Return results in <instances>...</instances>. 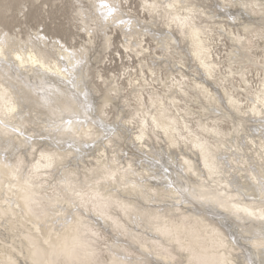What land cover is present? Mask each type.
<instances>
[{
  "label": "bare ground",
  "instance_id": "obj_1",
  "mask_svg": "<svg viewBox=\"0 0 264 264\" xmlns=\"http://www.w3.org/2000/svg\"><path fill=\"white\" fill-rule=\"evenodd\" d=\"M156 1L160 7H151L145 2L144 9L155 15L163 13L166 25L176 27L175 31L171 29L177 33L176 36L181 38L183 29L187 32L188 37L186 34L183 37L188 40L184 38V41L189 43L192 58L202 65L205 72L201 76L196 71L197 75H194L197 78L191 89L197 90L209 103L208 106H214L217 113L213 114L217 116L209 114V118H223L218 116L226 113L218 91L213 92L216 88L208 85L214 80L215 69L218 68L216 61L209 60L212 45L209 33L213 26H217L239 45L243 44L244 36L228 31L227 18H215V9L212 12L214 16H210L211 23H208L200 21L201 13L209 18L206 8L199 9L187 0ZM218 1H222L220 7L233 22L240 26L247 21L242 22L240 15L231 10L245 6L244 0ZM95 2L101 18L117 13L114 5L109 14L104 6L110 4L108 0ZM252 3L260 8L264 0ZM81 10L83 20H95V12ZM104 20L100 22L102 25L108 18ZM113 20L115 17L108 22ZM197 20L204 25L201 26ZM94 26L92 29H96ZM149 26L147 30L154 35L158 47L170 49L174 33L159 32ZM249 26L247 23L245 28ZM88 27L89 30L91 27ZM35 34L39 36L36 40L20 38L12 33L1 36L0 33V264H84L79 256L82 251L83 256L90 260L87 244L78 243L73 237L76 233L82 234L86 230L92 233L94 230L91 226L83 228L85 220L80 214H87L91 221L103 223L110 230H118L123 239L136 243L135 249L145 253L139 252L140 257L145 256L143 262L125 261L135 249L127 248L121 242L123 239L115 240L116 243L113 241L108 246V254L113 262L118 261L116 264H174V256L181 257L186 264H264V83L263 90L252 98L251 109L244 113L251 122L258 123L257 130L252 131L253 136L247 134L243 139L232 134L224 141H211L200 136L202 130L218 136L217 129L198 117L200 114L205 116L200 109L202 105L189 107V110L177 106L178 99L187 92L182 86L180 97L171 93L154 97L157 93L152 90L148 95L150 104L146 100L141 101L139 89L136 93L133 91L141 101L138 108L144 115L138 119L135 128L133 116L127 112L128 120L123 117L121 124L124 126H119L110 124L108 120L105 122L108 115L103 118V112L110 110L107 103L118 102L119 111H123L128 102H123V96L120 97L122 100L119 98L120 102L113 99L120 93L115 84L104 96L94 95V90L91 93L94 83L89 82L94 86L91 89L86 87L87 78L84 77L88 76V69L87 72L84 70L85 76L81 74L79 60L84 55L87 58L91 56H88V48L79 50V53L71 49L72 53H68L55 43L50 48L43 35ZM129 37L126 47L134 50L131 46L134 40ZM48 47L63 59H59V55L58 58H50ZM87 58L86 61L89 60ZM72 59L73 63L75 60L79 63L73 64L76 68L67 65ZM179 73L183 75L182 71ZM136 83L131 81L133 90ZM145 83L147 85L148 81L144 80L140 87ZM220 89L228 104L236 109V98L227 93L228 89ZM38 91H42V95ZM104 105L109 109L103 110ZM182 109L184 112H180ZM187 118L201 119L197 130L189 126ZM150 124L153 128H149ZM131 125L132 130L129 131L127 127ZM182 125L186 127L185 133ZM238 125L239 132L241 125ZM95 132L97 134L93 136ZM89 134L94 137H91L93 141L89 140ZM153 141L158 144L150 148ZM182 142L185 145H181ZM124 143H127V149ZM158 147V151L153 150ZM88 159L91 166H87ZM211 218L214 222L210 221ZM52 255L57 259L54 263L50 262ZM145 259L149 262L145 263Z\"/></svg>",
  "mask_w": 264,
  "mask_h": 264
},
{
  "label": "rangeland",
  "instance_id": "obj_2",
  "mask_svg": "<svg viewBox=\"0 0 264 264\" xmlns=\"http://www.w3.org/2000/svg\"><path fill=\"white\" fill-rule=\"evenodd\" d=\"M92 1L96 4L95 0H92ZM108 1H109L108 3H110L109 4L110 6L105 4L108 6L107 8L109 9L110 7L112 9L111 6L114 7L115 5V11L117 10L116 12L118 14L114 12L113 13L114 16H108L106 18H101L100 16L101 14L98 13L99 11H97V9H95V4L93 2L88 3V0H86V2L85 0H82V1L81 0L80 1L79 0H0V33H1V36L8 34V33L10 34L12 33L13 35L17 34L18 37L20 38L24 37L28 39L32 37L33 39L36 40L37 37H39L35 34L37 32V34L43 35V38L45 39L46 42H48L49 47L50 45L52 47V45H54L55 43V44H58L60 49L64 47L65 49L63 48V50L67 51L68 53H72L73 49L77 50V51L73 50L74 52L79 53L80 51L83 50V48L85 49L88 48L87 50L88 56L89 54L91 56L87 58L84 55L82 59L83 60L85 59L84 60L85 62L83 61V63L81 62L82 59L79 60V63L81 65L84 64L82 66L79 65L81 69L80 71H82L80 73L85 76L87 69H88V72H87L88 76L87 75L86 77L83 76L84 79L87 78L86 80L87 84H85L87 85L86 87H88L89 89L90 87L95 86L93 89L90 88L91 93L94 90L93 92L94 95L96 93L98 96H102V95L104 96L105 94L108 93L107 91H110V89H112L111 86L115 84V86H117L115 88H118L116 90H119L121 95L118 92L119 95H117V97L116 96L113 97V99L115 100L117 98L116 101H119V98L123 96V102L124 101L128 102L123 108V111H125L126 113L123 111H119L120 106L118 105V102H114L112 100L113 102L107 103L106 105H108L107 107H109L110 110L107 112L106 111L103 112V118L108 115L107 118H105L106 119L105 122L108 120V122L110 121L109 122L110 124H118L119 126L121 125L124 126L123 124H121V120H124L125 118H126L125 120H128L127 119L129 117V115H127V112H128V114H131L133 116L132 121L134 122H132V124L136 128L138 119H141V117L144 115L142 114L143 111H139L138 103L146 100L148 104L149 103L148 95L150 94L152 90H153L152 92L157 93L153 95L154 97L155 96L162 97L166 95V93H171V95H176V96L178 95V97H180L179 95L183 93V90H180V87L182 86L187 92L186 94L183 95L184 97L181 96L178 99L177 106L182 107L184 110H189V107L194 106L196 108L199 105H202V107H205L206 110L202 109V107L200 109L202 110V113L205 114V116L204 115L201 116L200 114L198 117L201 118L204 123H208L211 125L212 128L217 129L218 136L215 134H208L203 130L199 134L200 136L202 137L205 136L211 139V141H213L214 139H223L221 141H224L225 139H228L227 136L231 137V134L237 139H243L245 138L247 134L248 136L249 135L253 136L252 131L257 130L258 123L253 122L254 120H252L251 122V120L248 119V117L246 118V115H244V113H248L249 110L251 109L250 105L252 104V98H254L255 95H257L260 91L263 90V83H264V4L259 5L260 8H258L256 5L252 3V1L254 0H244L246 3L245 6L242 5L236 8L233 7L231 9V10L234 9L233 11H236L238 15H240L239 18L241 19L242 22L244 20H247L245 23L250 24L249 27L245 28V25H246L245 23L239 26L238 24L233 22L232 18L229 17L228 13L224 12V9L220 7L222 1L187 0L188 3L194 4V6H197L198 8L199 7L201 9L206 8L205 11H207L209 15V18L207 19L199 11L200 8L197 11V14H199V12L201 13L200 21H207V22L209 21L211 23L210 16H214L212 12L215 9L216 11L215 18H218L220 16L227 18L226 27L228 31H233L235 35H238V33H241L244 36L243 44L239 45L235 41L231 40V38L226 36V34L223 33L222 30H220V28L217 26H213L210 30L211 32L209 33L208 39H210L209 42L212 43V45H210L211 55H210L209 60L216 61L218 64L217 65L218 68L215 69L214 80L212 81V83H208V85L209 87L216 88V89H213V92L218 91L217 95L220 97L219 98L220 102H222V106H223L222 108H225L224 110H226V113L229 114L227 115L225 113L224 115H218V116H223V118L218 117L219 119H221L219 120L216 118H209L207 116L209 114L217 113V111H215L214 106H208L209 103H207L206 100H204L203 96L199 92H197V90L195 91L194 89H191V85L194 86L193 85L194 79L197 78L195 76L197 75L195 74L196 71L197 73L201 74V76L205 75L203 74L205 72H203L204 68L201 67L202 65L200 66V63L198 64V62H196L197 60L194 61L195 59L192 58L193 55L190 50V46L188 47L189 43L184 41V38L186 41L188 40L186 38L188 37L187 32L185 33L184 29L181 31L182 32L181 35L185 36L186 34V37L182 36L180 38L176 36L177 33L173 32V30L174 31L176 30V27L175 26L172 27L173 25H169L168 27V25H166L167 19L163 13L158 12L155 15L154 13H151L145 10L143 7L144 6L143 3L145 2L150 4L151 7H160L161 4H159V1H156V0H115L116 2L114 0H108ZM111 1L113 2L111 3ZM197 1H199V3H197ZM202 2L204 3L202 4ZM164 5L166 4L164 3ZM79 6H81V8L85 10L95 12L97 15V16L95 15L96 17L95 20L93 17L92 18L94 21L91 19V21L93 22H90V20L88 19L83 20L81 16V12H80L82 10ZM228 8L230 7L228 6ZM165 11L169 12L168 9H166ZM122 14L124 18L121 17ZM111 17L112 18L115 17V21L114 20L112 21L116 23L115 25L112 22H108L112 20ZM158 17L159 19H157ZM107 18H108L107 20L108 24L107 22H105V24L102 25V23L100 22L105 21L104 19H107ZM125 21L127 23V24L125 23L127 28H125L124 26ZM197 21L200 23L201 26L204 25L199 20ZM89 22L91 24L93 23L92 26L95 25L94 27L96 29L94 28L92 29V26ZM129 22L131 24L133 23L134 25L136 24L135 26H133L135 27V29H133L132 25L129 24ZM143 23L144 25L146 24V26H144ZM224 23L225 22H223V24ZM106 24L108 26H106ZM89 25L91 28L88 30ZM98 25H100V27ZM101 25L104 26L106 30L103 29ZM120 25H122V27ZM127 25L128 26L130 25V26L128 27ZM149 25H152V27L154 29L159 30V32L162 31L168 34L174 33L173 35H174L175 41L173 42L174 40L173 38V40L170 43L171 45L169 44L171 46L170 49L167 47L166 48L163 47V49L160 48V46L158 47L159 44L155 42L156 40H155L154 35L147 30V27H151ZM229 26H230V29L228 28ZM166 28L167 29L169 28V29L167 30ZM90 30L92 31V33H90ZM126 30H128V32L130 31L132 34L134 32L136 33H134L135 35L131 34L132 35L131 36L130 32L125 33ZM132 30H135V31H132ZM103 33L104 34L107 33V36H105ZM142 33H144L145 35ZM150 34H152V36ZM90 35H93V37L91 38ZM179 36H180V33H179ZM107 37L109 40H106ZM128 37L130 38V40L132 41L134 40L133 42H131V46L134 47V50H131L126 47V43H127L126 41L128 40L129 42ZM132 37H134V39ZM106 41L108 42V44ZM179 42L180 44L178 45ZM133 43L137 45L134 46ZM92 45L93 47H91ZM49 47H48L49 51L47 50V52L50 58L60 57L59 59H63L62 55L60 56V54H57L58 52L55 50L54 52H52L50 50L51 47L50 48ZM86 58L90 60V61L87 60L90 64L87 63ZM73 62L74 60L70 62V64H67V65L68 66L71 65L70 68L71 67L76 68L74 67L76 66L75 63L76 62H77L76 64H79V63L77 60H75V63ZM82 67L84 69H82ZM200 68H202V70ZM219 70H222V71H219ZM179 71H182L183 75H181ZM228 73L231 75L230 77L226 78L225 76L229 75ZM231 78H234V79H231ZM144 80H147L149 84L147 83L146 85L145 83L144 85H142V87H140L141 84L144 83ZM165 80L167 81L166 83H165ZM131 81L137 82L134 86V90L131 88L132 87ZM207 81L209 82V80ZM89 82L92 85L94 83V86H91ZM137 84H139V86H137ZM219 86L222 87L223 90L228 89L229 91L227 90V93H229V95H232V97L234 96L236 98L237 100L236 102L238 103L236 109L232 108L231 105L228 104L229 101L227 102L226 100L227 97L220 91L221 89ZM138 89L139 91H141V94H142L141 101H138L139 98L135 96V93L137 92ZM133 91L135 93H132ZM38 92L40 94L42 93V91H38ZM134 97H136V100ZM120 100H122V98H120ZM114 103H115V106H114ZM196 103H197V106H195ZM129 105H130L129 109L126 110L125 108L128 107ZM104 106H103V110L109 109L106 106L105 107ZM174 109L173 111L175 113ZM183 109L180 112H184ZM120 112L122 113L120 114ZM104 113L106 115H104ZM117 113L120 114L121 117ZM213 115H216V114H213ZM115 116L117 118H115ZM134 117H135V120H134ZM232 117L233 118L235 117L234 119H236V121L234 119L232 120L231 119ZM201 119L187 118V121L189 123V126L192 127V129L197 130L198 120H201ZM237 120H240L238 121L239 123H236ZM117 121L118 123H116ZM238 124L241 125L240 127L241 130L239 132L237 131L238 128H236L239 126ZM127 128H129L130 129L129 131H131L132 125ZM149 128H153V125L150 124ZM246 128L248 129L250 128V129L248 130ZM181 129L183 130V133L186 132L185 125L184 126L182 125ZM96 134H97L96 132L93 133V136H95ZM93 136L90 135L89 137L90 139L89 138L87 139L91 140L92 138H94ZM122 136L124 137V135ZM126 138L128 139V137ZM96 140L97 139H95L94 141ZM85 141L87 142V140ZM152 144L153 145L150 146V148L156 146L158 142L153 141ZM162 144H165V143L162 142ZM181 145H185V143L182 142ZM124 147L125 149L128 148L127 143H124ZM158 149L159 147L153 148V150L155 151L156 150L158 151ZM128 151L131 152L130 148L128 149ZM86 161L88 164L86 162L84 163L87 164V166L90 163H92L89 159ZM88 161H90V163ZM181 210L184 212L182 208ZM185 212L187 213V211ZM80 217H82L85 220L83 228L87 226H91L93 227V230H94L92 233H89V232L87 233V230L86 232H82V234L76 233L75 235L76 237L75 236L73 237L74 239L77 240L78 243L87 244L86 246L88 248L86 247V250L89 251L87 252L88 255L90 253V256L88 257H90V260L92 261L88 260L89 258H85L83 256L84 253H82V251H81V255L79 256L80 260L84 264H89V263L90 264H116L118 261L113 262L112 261L113 258H111V256L108 254L109 252L108 246H110L113 243V241L115 242V240L123 239L124 236L122 235L120 236V234H118L119 231L116 229L110 230L109 228H106L104 224L101 222V220L97 218H96L97 221L101 222L102 224L99 223L100 224L99 225V224L94 223L93 221H91L90 217H89L90 219L88 218L87 214L86 215L80 214ZM210 221H213V219L211 218ZM86 234L87 235L89 234L90 236H87ZM148 237H150V235H148ZM84 239H87V241H85ZM121 242L126 244V246H128L127 248H129V246L131 247V249L137 248L135 246L136 243H130V241H127L126 238L121 240ZM76 246H79V244H76ZM82 248L85 249L84 247H81V249ZM93 249L94 251H91ZM139 252L141 254H145L143 251L141 250L138 251L136 249L132 250V252H130L129 254L128 252H124V254H128V258H129L128 260H125V261L132 262L131 261L132 259L136 262L137 261L141 262V260L143 262L145 256L142 255L140 257ZM51 259H52L50 260L51 263H54L57 260L56 258L53 257V255L51 256ZM173 260L175 262H173ZM173 260L172 262L174 264H181V263L186 264V262L183 261L181 257L179 259V258H176V256H174ZM73 261L77 262V259L73 258ZM148 262L149 260L147 259L145 263H148ZM56 264H58V262ZM151 264H154V263L151 262Z\"/></svg>",
  "mask_w": 264,
  "mask_h": 264
},
{
  "label": "snow or ice",
  "instance_id": "obj_3",
  "mask_svg": "<svg viewBox=\"0 0 264 264\" xmlns=\"http://www.w3.org/2000/svg\"><path fill=\"white\" fill-rule=\"evenodd\" d=\"M104 6H105V7H108L107 5H104ZM108 11H109V14H111L112 11H113V9L109 8ZM17 59H20V57L18 56ZM69 123H71V121H69Z\"/></svg>",
  "mask_w": 264,
  "mask_h": 264
}]
</instances>
